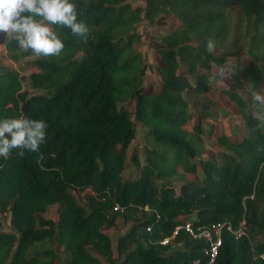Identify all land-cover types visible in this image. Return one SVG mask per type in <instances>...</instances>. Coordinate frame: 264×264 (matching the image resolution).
Returning a JSON list of instances; mask_svg holds the SVG:
<instances>
[{"label":"trees","instance_id":"trees-1","mask_svg":"<svg viewBox=\"0 0 264 264\" xmlns=\"http://www.w3.org/2000/svg\"><path fill=\"white\" fill-rule=\"evenodd\" d=\"M76 2L91 37L83 43L70 30L56 29L64 51L33 59L35 71L26 77L29 89L41 92L29 93L18 71L0 64V119L25 116L48 124L39 151L0 157V215L11 227L0 231V264H188L201 257L202 240L181 227L160 243L185 223L223 224L215 264H264V127L237 92L242 77L260 87L264 0H143L142 7L126 0ZM162 15L177 24L151 45L160 81L158 90L147 92L133 29ZM209 38L219 57L205 50ZM244 39L247 67H236L231 85L219 89L236 107L243 135L217 137L216 156L200 159L203 129L199 119L185 129L192 118L186 93L209 91L211 65H232L227 57L239 56ZM228 41L231 51L224 49ZM2 43L13 62L32 55L15 42ZM135 123L144 127L143 161L137 177L122 179ZM197 167L202 176L185 179ZM71 190L83 192L81 203ZM51 205L54 218L47 219ZM119 219L128 228L113 249L103 230Z\"/></svg>","mask_w":264,"mask_h":264},{"label":"rangeland","instance_id":"rangeland-1","mask_svg":"<svg viewBox=\"0 0 264 264\" xmlns=\"http://www.w3.org/2000/svg\"><path fill=\"white\" fill-rule=\"evenodd\" d=\"M131 7H142L143 0H126ZM228 16L230 18L231 28L235 27L236 15L232 9L228 11ZM177 24L176 19L171 15H162L156 17L152 22H147L145 19H142L137 24L134 25V32L139 36V43L136 47V51L140 54L143 64L146 67L145 74L143 77V84L145 91H150L151 89L158 90L159 88V77L155 72V66L159 64V59L152 51L151 45L155 44L159 37L165 34L168 30L172 29ZM237 28V27H236ZM242 28V24L240 25ZM232 36V34L230 35ZM4 36L0 35V64L6 65L7 67L16 69L19 75L22 77V86L24 89H27L29 93H38L39 90H31L27 84V75L30 72L35 71L31 61L36 58V56L31 55L29 57H24L19 59L16 62H13L5 56V50L2 41ZM231 39V37L229 38ZM246 41L243 40L242 45L244 46L243 50L240 52L239 56H228L227 60L231 62L232 65L236 67H247L248 57L245 53L246 50ZM226 51L232 50L231 42H226L224 45ZM221 50L214 49V55L219 57ZM222 67V66H221ZM261 70L258 74L260 87H264V66L259 65ZM217 67L211 65L209 70L210 75H216ZM190 83H192V77H189ZM243 89H238L237 92L243 98L244 93L247 92L245 84H248L246 79L242 77ZM231 85L230 77L220 78L217 76V79L214 82H210L211 89L203 94H195L193 92H187L186 96L189 99L188 109L192 114V118L185 124V129L190 130L191 125L195 123L198 119L201 122L203 129V146L204 151L200 156V159H204L208 156H216L218 144L216 138L225 135L228 140H238L243 135V125L240 115L236 107L229 103L225 96L220 93L219 89L225 88ZM244 99V98H243ZM203 106V108L201 107ZM127 108L131 110V106L127 105ZM211 115H214L213 117ZM135 136L133 140L129 143L126 149V160L125 168L121 174L122 179H132L138 176L140 166L143 161V149L146 145L143 130L144 127L140 123H135ZM160 150H168L165 146L160 144H155ZM134 153L136 160L131 159L132 154ZM198 159H194L197 162ZM202 176L200 169L197 167L195 174H185V179H199ZM72 195L77 200V202H82V193L77 190H71ZM56 205H51L47 213L44 214V217L47 219L54 218V211ZM128 228V224L122 223L119 219L115 228H109L103 230V232L108 235L111 241V245L115 246V240L118 235H121ZM2 230H11V227L8 223L7 216L0 215V231ZM37 249L35 245L30 251ZM59 255H62L61 251L58 250Z\"/></svg>","mask_w":264,"mask_h":264},{"label":"clouds","instance_id":"clouds-1","mask_svg":"<svg viewBox=\"0 0 264 264\" xmlns=\"http://www.w3.org/2000/svg\"><path fill=\"white\" fill-rule=\"evenodd\" d=\"M76 0H0V35L5 41L15 42L18 49L40 58L59 57L65 43L59 29H68L73 37L87 43L92 29L80 19L84 15ZM215 41L209 38L205 50L212 53ZM236 66L218 67L209 81L236 75ZM244 100L250 101L258 127H264V87L245 84ZM48 124L42 119L25 116L0 119V157L10 158L13 150L37 152L46 140Z\"/></svg>","mask_w":264,"mask_h":264},{"label":"built area","instance_id":"built-area-1","mask_svg":"<svg viewBox=\"0 0 264 264\" xmlns=\"http://www.w3.org/2000/svg\"><path fill=\"white\" fill-rule=\"evenodd\" d=\"M222 226L223 224H211L210 227H193L191 223H185L183 226H176L172 232V235L170 237L163 238L160 243L166 244L168 241H171L172 237L176 234L177 230L182 227L183 230L187 232L190 236L196 239H200L204 243L201 257L193 259L188 264H215L217 249L220 245L219 232ZM226 229L231 230L229 226H226ZM232 232L234 233L235 237H238L240 234H242L240 227Z\"/></svg>","mask_w":264,"mask_h":264}]
</instances>
